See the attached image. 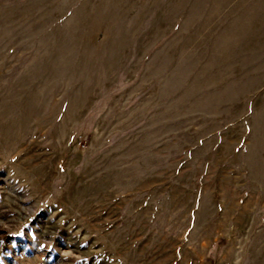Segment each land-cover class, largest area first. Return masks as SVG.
<instances>
[{
    "label": "rangeland",
    "instance_id": "rangeland-1",
    "mask_svg": "<svg viewBox=\"0 0 264 264\" xmlns=\"http://www.w3.org/2000/svg\"><path fill=\"white\" fill-rule=\"evenodd\" d=\"M0 264H264V0H0Z\"/></svg>",
    "mask_w": 264,
    "mask_h": 264
}]
</instances>
